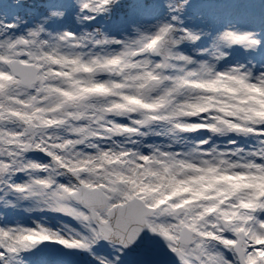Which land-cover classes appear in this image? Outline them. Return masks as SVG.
Listing matches in <instances>:
<instances>
[{
    "label": "snow or ice",
    "instance_id": "snow-or-ice-1",
    "mask_svg": "<svg viewBox=\"0 0 264 264\" xmlns=\"http://www.w3.org/2000/svg\"><path fill=\"white\" fill-rule=\"evenodd\" d=\"M120 3L11 0V20L0 13V192L67 218L0 223V264H36L44 242L123 264L145 231L174 264H264V192L226 183L264 176V114L244 115L246 98L212 94L192 72L206 59L223 68L257 34L196 27L193 0H133L126 18L95 26ZM205 173L217 175L203 192L165 190ZM101 241L111 259L94 251ZM129 264L162 262L146 246Z\"/></svg>",
    "mask_w": 264,
    "mask_h": 264
},
{
    "label": "rangeland",
    "instance_id": "rangeland-1",
    "mask_svg": "<svg viewBox=\"0 0 264 264\" xmlns=\"http://www.w3.org/2000/svg\"><path fill=\"white\" fill-rule=\"evenodd\" d=\"M0 1L2 2V0ZM263 1L264 0H219L215 2L214 0H193L192 12L198 14L196 16L208 18L205 23L196 19L195 26L203 27L206 30L211 29L214 33L217 27L223 28L226 25H231L240 31H253L257 34L259 26L258 8L259 4ZM144 5L145 7H150L151 0H144ZM1 6L2 4H0V7ZM133 6V0H121L120 6L113 13L112 20L106 21L103 18H97L95 26L101 27V30L107 31L110 23L119 22L121 19L126 18ZM6 12H8L9 15ZM11 12L12 4L10 3L9 5H6V11H4L9 20H11ZM0 18H3V16H0ZM71 20L72 18L69 16L67 23H71ZM189 23L191 22L189 21ZM258 39L260 40V45L255 50L250 49L245 51L239 46H233L232 48L227 49L226 51L228 55L225 60L221 62L220 67H224L225 65H238L241 63L249 64V62H252L256 65L258 70L264 71V43L261 38L258 37ZM249 66H251V64H249ZM239 138H242V140H239ZM213 139L221 144L226 143L227 140L225 137H214ZM236 140L238 145L244 148H249L255 143L254 140L243 136L236 137ZM152 141H157V138H149L148 142ZM28 155L35 159L34 154L29 153ZM0 197H3V199H0V223L15 224L18 222L20 224L30 225L33 220L55 223L57 221L55 218L60 216V214L57 213L50 214L47 210H37L35 202L31 200L16 201L14 195H4L3 192H0ZM5 201L10 202L8 206H5ZM260 217L264 219V213H260ZM63 220L67 221V218L63 217ZM144 238L145 243L141 248V251L146 246H150L151 248L160 246L168 251L161 238L147 233V231L144 232ZM113 253L114 249L105 242L100 244L97 252V254L106 255L109 259H111ZM78 255L83 263L95 264V261H93L87 253L78 251ZM134 256L135 255L128 257L127 264H129ZM21 257L27 260L29 258V253H21ZM63 259L64 258L59 255L41 249L40 253L37 255L36 264H59L58 261H63V264H73Z\"/></svg>",
    "mask_w": 264,
    "mask_h": 264
},
{
    "label": "clouds",
    "instance_id": "clouds-1",
    "mask_svg": "<svg viewBox=\"0 0 264 264\" xmlns=\"http://www.w3.org/2000/svg\"><path fill=\"white\" fill-rule=\"evenodd\" d=\"M52 11L62 12V9H53ZM62 18V17H57ZM252 48L251 50H255ZM249 50L248 48L244 49ZM192 53L194 58L198 56V51L193 48ZM167 54V52L165 53ZM225 57L228 53H224ZM219 61L205 60V68H200L199 63L192 69L196 79L202 81L206 88H209L210 93L219 97H243L247 99V103L242 105L244 115L255 116L257 112L264 114V71L258 70L256 65L252 62L249 64L225 65L219 68ZM224 73V75H221ZM256 85V87H253ZM257 87L259 90H256ZM189 92L192 90L189 89ZM216 173H205L204 179L196 182L187 181L178 183L176 180H171L165 190L182 191L184 189H191L193 192H203L204 188L215 184L214 177ZM231 187L250 185L252 190L264 192V176H249L246 179L239 177L226 182Z\"/></svg>",
    "mask_w": 264,
    "mask_h": 264
},
{
    "label": "water",
    "instance_id": "water-1",
    "mask_svg": "<svg viewBox=\"0 0 264 264\" xmlns=\"http://www.w3.org/2000/svg\"><path fill=\"white\" fill-rule=\"evenodd\" d=\"M143 244V238H142V234L138 239L137 244L131 249L133 252H138L140 249V246ZM52 249H55L54 246L51 247ZM156 250H158L159 253V258L160 261L162 263L167 262L169 259L174 258L172 255H168L165 252H163L160 248H155ZM64 254H66L68 257L73 258L71 255H74V253L72 251L70 252H65Z\"/></svg>",
    "mask_w": 264,
    "mask_h": 264
}]
</instances>
